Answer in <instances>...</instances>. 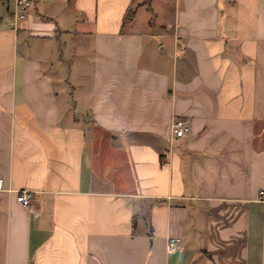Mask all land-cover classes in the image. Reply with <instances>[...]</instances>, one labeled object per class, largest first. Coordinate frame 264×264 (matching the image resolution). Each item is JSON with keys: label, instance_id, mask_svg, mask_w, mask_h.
Listing matches in <instances>:
<instances>
[{"label": "crops", "instance_id": "obj_1", "mask_svg": "<svg viewBox=\"0 0 264 264\" xmlns=\"http://www.w3.org/2000/svg\"><path fill=\"white\" fill-rule=\"evenodd\" d=\"M30 1L0 0V264H264V0H157L160 32Z\"/></svg>", "mask_w": 264, "mask_h": 264}, {"label": "built area", "instance_id": "obj_2", "mask_svg": "<svg viewBox=\"0 0 264 264\" xmlns=\"http://www.w3.org/2000/svg\"><path fill=\"white\" fill-rule=\"evenodd\" d=\"M16 4H17V11H18L15 15L16 19L17 20L25 19L27 11L31 6V1L30 0H16ZM190 131H191L190 124L186 120L184 121L183 119H177L173 122L171 126L172 139L181 140L187 137ZM5 191H6V188H5L4 181L2 177H0V192H5ZM260 195L262 199H264V191H262ZM33 200H34V193L31 191H20V193H18L17 201L24 208H31ZM178 244H179L178 240L172 239L168 246V252L169 253L176 252L178 248Z\"/></svg>", "mask_w": 264, "mask_h": 264}, {"label": "rangeland", "instance_id": "obj_3", "mask_svg": "<svg viewBox=\"0 0 264 264\" xmlns=\"http://www.w3.org/2000/svg\"><path fill=\"white\" fill-rule=\"evenodd\" d=\"M163 2H165L166 5H170V4H167L168 0H163ZM159 5H160V2H159ZM146 6L149 9L147 14H150L151 18H154L153 27H152V29L150 31L160 32L161 31L160 30V25H159L160 21L162 19H165V20L169 19L168 18V12L166 11V12L163 13L162 11H160V9L159 10L157 9V7H158L157 6V0H148ZM78 62L80 63V65H75V66L72 67L71 74H70L69 78H70V81L72 82V84L73 83L75 84L77 78L80 77V81H79L78 85L85 86L87 84L86 77L88 76L86 74V72L89 69H91L90 60H89L88 57H86V59L83 58V59L79 60ZM79 70L83 71V75L76 74L77 71H79ZM74 99L76 101H80L81 102V100L78 98V95ZM76 106H78V105L76 104Z\"/></svg>", "mask_w": 264, "mask_h": 264}, {"label": "trees", "instance_id": "obj_4", "mask_svg": "<svg viewBox=\"0 0 264 264\" xmlns=\"http://www.w3.org/2000/svg\"><path fill=\"white\" fill-rule=\"evenodd\" d=\"M136 227V221L134 222V228Z\"/></svg>", "mask_w": 264, "mask_h": 264}]
</instances>
